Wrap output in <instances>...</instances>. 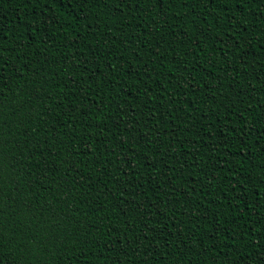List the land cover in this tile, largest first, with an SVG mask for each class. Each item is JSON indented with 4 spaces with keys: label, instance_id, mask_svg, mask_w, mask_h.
Returning a JSON list of instances; mask_svg holds the SVG:
<instances>
[{
    "label": "trees",
    "instance_id": "obj_1",
    "mask_svg": "<svg viewBox=\"0 0 264 264\" xmlns=\"http://www.w3.org/2000/svg\"><path fill=\"white\" fill-rule=\"evenodd\" d=\"M0 264H264V0H0Z\"/></svg>",
    "mask_w": 264,
    "mask_h": 264
},
{
    "label": "snow or ice",
    "instance_id": "obj_2",
    "mask_svg": "<svg viewBox=\"0 0 264 264\" xmlns=\"http://www.w3.org/2000/svg\"><path fill=\"white\" fill-rule=\"evenodd\" d=\"M154 2H155L156 4L163 5V3L165 2V0H154ZM0 259H2V258H0Z\"/></svg>",
    "mask_w": 264,
    "mask_h": 264
}]
</instances>
